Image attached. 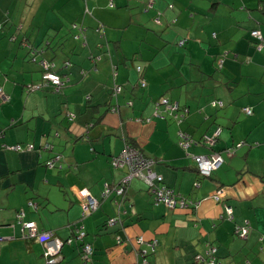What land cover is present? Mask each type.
<instances>
[{
	"label": "crops",
	"instance_id": "1",
	"mask_svg": "<svg viewBox=\"0 0 264 264\" xmlns=\"http://www.w3.org/2000/svg\"><path fill=\"white\" fill-rule=\"evenodd\" d=\"M0 26V90L9 99L0 94V264H48L45 245L21 237L17 214L68 239L83 191L101 202L81 223L95 252L84 261L74 242L59 264H193L210 245L220 264H264V49L251 36L264 39V0H0ZM43 63L68 79L59 93L30 88L42 84ZM161 99L188 113L175 120ZM238 107L253 110L242 143ZM217 126L224 130L209 149L199 141ZM181 133L195 141L187 151ZM131 141L187 204L157 203L136 178L122 224L105 227L119 209L113 196L102 201L105 185L127 173L111 161ZM27 144L34 150L4 149ZM215 151L223 165L201 178L193 157ZM219 189L231 221L212 200ZM246 222L243 239L235 230Z\"/></svg>",
	"mask_w": 264,
	"mask_h": 264
},
{
	"label": "built area",
	"instance_id": "2",
	"mask_svg": "<svg viewBox=\"0 0 264 264\" xmlns=\"http://www.w3.org/2000/svg\"><path fill=\"white\" fill-rule=\"evenodd\" d=\"M157 23L160 22L159 19L156 20ZM216 36V35H215ZM252 37L257 38L261 41V44L258 46V49L261 50L264 47V39L261 35L260 31H253ZM185 41H182L180 45H183ZM43 79L42 84L30 87L31 89H45L50 88L54 92L59 93L61 89L65 86L66 82H68L67 78H63L58 73L54 72L51 69L50 64L43 63ZM138 71H141V68H138ZM141 86L146 87V81L144 79L141 80ZM122 91L121 87H116L114 90L115 95L119 94ZM1 97L4 101H9V99L3 95L2 90H0ZM160 104L166 106L167 111L170 112L172 117L176 120L181 121L184 118L185 113L188 112L187 110L180 109L179 105L170 104L166 99H161ZM222 106V103H219ZM213 106H217V103L214 102ZM184 112V113H180ZM243 112L247 116L253 115V110L251 108H244ZM150 122V119L148 120ZM222 128L218 127L213 132L212 135H205L200 143L202 145H206L211 149L216 145L221 133ZM195 141L192 137L186 133L180 134V147L187 151ZM241 147V144H238L235 147L228 148L224 151V153L232 157L236 150ZM4 149L16 151V152H23V151H33L34 145L27 144V145H12L8 146L5 145ZM190 156V154H187ZM201 177H210L211 174L218 170L224 162V158L221 152H212L210 155H202V156H194L193 157ZM62 157L57 155L50 161H48L47 165L49 167H55L56 162H60ZM112 166L114 168H127L126 176L121 180V182L117 185L106 184L105 189L103 191L102 199H107L112 195H123L127 187L130 185L133 179H141L143 180L149 187L151 194L154 196L155 201L159 204H164L169 209H176L180 207L186 206V201L181 199L179 195L172 189L167 187L164 184L163 177L157 174L154 169V161L147 158L141 151H139L136 147L128 145L125 151L118 157H115L112 161ZM197 187L199 185H196ZM82 197V214L79 223L84 220L85 218L89 217L91 214L96 212L101 205V202L96 198H93L89 193L83 191L81 193ZM217 204H222L225 202L224 193L222 190H218L212 197ZM29 206L35 207L33 202L29 203ZM225 211L229 220H233V210L230 206L225 205ZM25 216L24 211H20L17 214V218L21 223V237L25 240H38L42 244L45 245L44 256L47 259L48 264H57L60 260V254L62 250V246L64 242L61 239H57L54 236L53 232L44 231L39 232L37 226L34 222H23V218ZM120 218H113L108 221V225H116L118 223L121 224ZM76 240L84 241L86 237V232L84 230V226L80 225L76 227ZM249 229L244 227L242 229L237 230V234L239 237L243 239L248 238ZM73 239H68L65 243L71 244ZM139 243H144V238H139ZM1 236H0V246H1ZM152 250H155L156 242L150 244ZM207 251V257L199 256L196 258L195 264H219L215 257L216 249L214 247H209ZM84 259L87 260L89 255L92 253V247L90 244H86L83 248Z\"/></svg>",
	"mask_w": 264,
	"mask_h": 264
},
{
	"label": "trees",
	"instance_id": "3",
	"mask_svg": "<svg viewBox=\"0 0 264 264\" xmlns=\"http://www.w3.org/2000/svg\"><path fill=\"white\" fill-rule=\"evenodd\" d=\"M1 27V26H0ZM255 31H258V30H255ZM251 36H252V33H251ZM252 38H254V37H252ZM256 41H257V43H256V49L258 50V51H262L263 49H264V47L261 49V50H259L258 49V46L261 44V41L259 40V39H257V38H254ZM182 41H185V43H186V40L184 39V40H182ZM182 41H180L179 42V45H180V43L182 42ZM184 43V44H185ZM183 44V45H184ZM183 45H180V46H183ZM43 73H44V70H43ZM56 73H58V72H56ZM59 74V73H58ZM59 75H61V74H59ZM62 76V75H61ZM63 77V76H62ZM64 78V77H63ZM167 100V99H166ZM168 101V100H167ZM169 102V101H168ZM170 103V102H169ZM216 103H222V102H216ZM171 104V103H170ZM173 105V104H172ZM180 107V106H179ZM216 107V106H215ZM180 109H182V110H187L188 111V109L186 108V107H180ZM180 113H184V112H180ZM188 112H186L185 113V116H186V114H187ZM184 116V117H185ZM252 116V115H251ZM176 120V119H175ZM181 120H183V118L181 119ZM177 121H179V120H177ZM218 127H221L222 128V130H224V128L222 127V126H217L216 128H218ZM216 130V129H215ZM223 132V131H222ZM213 133H211V134H204L203 136H202V138L205 136V135H212ZM222 134V133H221ZM221 136V135H220ZM201 138V139H202ZM201 139H200V141H201ZM219 139H220V137H219ZM219 139H218V141H219ZM199 141V142H200ZM217 141V142H218ZM179 144H180V140H179V142H178ZM217 144V143H216ZM128 145H130V146H133L134 145V142H130ZM238 145V144H237ZM180 146V145H179ZM204 146H206V145H204ZM134 147V146H133ZM206 147H208V146H206ZM215 147V146H214ZM209 149H211L210 147H208ZM219 152H221V151H219ZM53 159V158H52ZM51 160V159H50ZM49 160V161H50ZM199 173V172H198ZM212 175V174H211ZM201 177V176H200ZM201 178H205V177H201ZM164 180V179H163ZM112 185V184H111ZM168 187V186H167ZM170 188V187H169ZM129 189V186L127 187V190ZM221 189V188H220ZM219 189V190H220ZM127 190H126V192H127ZM150 191V190H149ZM125 192V193H126ZM125 193L123 194V195H112L113 197H115L114 198V200H115V202H116V205H118L119 206V209H118V211H117V214L114 216V217H110L107 221H106V223H105V227H110V225H108V221L110 220V219H113V218H120V220H122V215H125V211H123V209H122V203H123V199L125 198ZM112 196H110V197H112ZM109 197V198H110ZM121 198V199H118V198ZM109 198H107V199H109ZM107 199H104V200H107ZM212 200L214 201V199L212 198ZM102 201H103V199H102ZM215 202V201H214ZM164 205V204H163ZM219 205H222L223 207H224V209L226 208L225 207V205L226 206H230V205H228L226 202H224V203H222V204H219ZM231 208H232V206H230ZM120 208L122 209L121 211H120ZM232 210H233V208H232ZM92 215V214H91ZM90 215V216H91ZM225 217H226V219H228V217H227V214H226V211H225ZM234 217V216H233ZM81 219V218H80ZM86 219V218H85ZM229 220V219H228ZM82 221H84V220H82ZM82 221L78 224H75L74 226L75 227H77V226H80V225H82L81 223H82ZM231 221V220H230ZM120 223H118V225H119ZM122 224V223H121ZM77 225V226H76ZM84 226V225H83ZM111 226H113V225H111ZM244 227H247L248 229H249V231H250V226H249V224H248V222H246V224L245 225H242V226H236V233H237V230L240 228V229H242V228H244ZM84 230H85V227H84ZM49 232H53V231H49ZM85 232H86V230H85ZM54 233V232H53ZM86 234H87V232H86ZM238 235V234H237ZM248 235H249V233H248ZM54 236H55V233H54ZM76 233H74V235L73 236H71V237H69L68 239H73V241H72V243L71 244H65L64 245V247L66 246V245H72L74 242H78L79 244H80V248H81V252H80V255H81V257H82V259L84 260V261H90L92 258H93V255H94V247H93V245L92 244H90V243H88V242H86V237H87V235H86V237H85V239H84V241H79V240H76ZM68 239H65V242L66 241H68ZM86 244H90L91 245V247H92V253H91V255H89V258L87 259V260H85L84 259V253H83V248H84V246L86 245ZM210 246H212V245H210ZM63 247V248H64ZM213 247V246H212ZM62 248V249H63ZM155 251V250H154ZM61 254H62V250H61ZM61 254H60V257H61ZM197 257H199V255H197ZM196 257V258H197ZM205 257V256H204ZM216 257V256H215ZM216 260H217V258H216ZM218 261V260H217ZM195 262H196V259H194V263L193 264H195ZM218 263L220 264V262L218 261ZM57 264H59V262L57 263ZM143 264H149V262H148V260L147 259H145L144 260V262H143Z\"/></svg>",
	"mask_w": 264,
	"mask_h": 264
},
{
	"label": "rangeland",
	"instance_id": "4",
	"mask_svg": "<svg viewBox=\"0 0 264 264\" xmlns=\"http://www.w3.org/2000/svg\"><path fill=\"white\" fill-rule=\"evenodd\" d=\"M217 72L220 73V70L219 71L217 70ZM243 109H244V107L242 109H240L239 107L237 108V118L238 119H236V120L238 123H237V128L235 130L236 137H238V141H240V143H242L241 141L245 139L246 132L248 131L247 126H245V120L248 119L247 118L248 116L243 112ZM240 114H241V116H240ZM262 130L263 129L260 128V131H262ZM226 131H228V129ZM257 135L261 136V133H259ZM240 137H242L243 139H240ZM232 147H234V146H232ZM43 263H45V262H43Z\"/></svg>",
	"mask_w": 264,
	"mask_h": 264
},
{
	"label": "water",
	"instance_id": "5",
	"mask_svg": "<svg viewBox=\"0 0 264 264\" xmlns=\"http://www.w3.org/2000/svg\"><path fill=\"white\" fill-rule=\"evenodd\" d=\"M35 53H36V51H34ZM38 52V51H37ZM34 54V53H33ZM35 55V54H34ZM62 240V239H61ZM63 242H64V244H63V246H62V248L64 247V245L66 244L65 243V240H62Z\"/></svg>",
	"mask_w": 264,
	"mask_h": 264
}]
</instances>
